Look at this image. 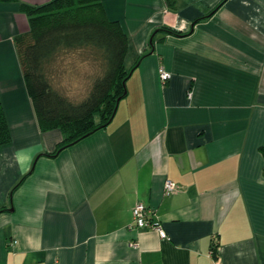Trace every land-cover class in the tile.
I'll return each instance as SVG.
<instances>
[{
  "label": "crops",
  "instance_id": "crops-1",
  "mask_svg": "<svg viewBox=\"0 0 264 264\" xmlns=\"http://www.w3.org/2000/svg\"><path fill=\"white\" fill-rule=\"evenodd\" d=\"M48 1L0 0V264H264V0H101L137 66L111 122L55 156L14 42L20 4ZM138 202L165 238L128 227Z\"/></svg>",
  "mask_w": 264,
  "mask_h": 264
},
{
  "label": "trees",
  "instance_id": "trees-1",
  "mask_svg": "<svg viewBox=\"0 0 264 264\" xmlns=\"http://www.w3.org/2000/svg\"><path fill=\"white\" fill-rule=\"evenodd\" d=\"M173 1L167 0V5ZM20 10L28 19L29 30L17 35L14 42L39 129H57L62 134L61 142L49 154L55 156L111 122L126 96V81L137 62L126 69L127 35L118 21L107 18L101 0L21 3ZM161 29L171 35H183L169 27ZM67 54H78L91 65L90 87L80 101L70 99L52 81L54 64ZM10 141L0 99V149ZM215 245H211L214 259Z\"/></svg>",
  "mask_w": 264,
  "mask_h": 264
},
{
  "label": "rangeland",
  "instance_id": "rangeland-1",
  "mask_svg": "<svg viewBox=\"0 0 264 264\" xmlns=\"http://www.w3.org/2000/svg\"><path fill=\"white\" fill-rule=\"evenodd\" d=\"M58 64V65H57ZM52 81L70 99L80 101L90 87L91 65L85 63L78 54L65 55L54 64Z\"/></svg>",
  "mask_w": 264,
  "mask_h": 264
},
{
  "label": "built area",
  "instance_id": "built-area-1",
  "mask_svg": "<svg viewBox=\"0 0 264 264\" xmlns=\"http://www.w3.org/2000/svg\"><path fill=\"white\" fill-rule=\"evenodd\" d=\"M158 74L162 82H166L170 79L171 74L167 72L163 67H159ZM178 187L174 182L166 180L164 182V194L169 195L177 191ZM130 229H150L155 231L160 238H165L166 234L162 225L153 209L145 206L142 203H135L132 208V221L128 226Z\"/></svg>",
  "mask_w": 264,
  "mask_h": 264
}]
</instances>
